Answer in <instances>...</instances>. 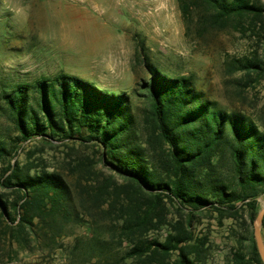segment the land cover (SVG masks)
Wrapping results in <instances>:
<instances>
[{
    "label": "rangeland",
    "instance_id": "374dc122",
    "mask_svg": "<svg viewBox=\"0 0 264 264\" xmlns=\"http://www.w3.org/2000/svg\"><path fill=\"white\" fill-rule=\"evenodd\" d=\"M250 1L264 7V0ZM190 4L191 14L183 18L179 0H0V194L6 199L15 196L2 184L8 163L28 165L31 175L57 171L69 184L79 212L75 220L63 223L53 249L42 240L40 244L33 240L17 242L6 233L0 241V264H98L115 260H120L118 264H141L133 258L122 260L128 242L119 243L120 202L110 209L113 196L106 195L101 206L104 212L91 204L96 178L111 179V185L118 187L123 183L121 176L102 165L100 148L93 144L56 137H50L49 142L40 136L21 140L4 98L15 96L18 87L26 92V103L33 108L35 83L61 73L75 75L108 93H125L145 136L146 102L138 93V83L150 78L142 63L147 56L161 74L189 77L199 99L209 107L242 118L264 135V12L262 21L248 17L241 26L228 23L219 28L206 23L203 6ZM225 127L227 130V124ZM230 141L231 136L227 143L218 145L219 158L204 181H234ZM263 204L264 192L257 197V214ZM166 207V222L151 230L148 239L164 241L176 220L185 223L188 219L186 210L177 211L171 204ZM241 215V221L222 218L210 209L192 215L188 231L194 239H207V256L197 263L230 264L231 253L239 248L240 241L251 233L255 240L253 225L243 212ZM260 236L264 247L261 226ZM92 238L104 240L106 247L104 255H93L94 263L82 255L89 250L86 246L75 253L71 249L76 240L88 242ZM176 257L172 251L167 264H173ZM157 261L148 264H159Z\"/></svg>",
    "mask_w": 264,
    "mask_h": 264
},
{
    "label": "trees",
    "instance_id": "16d2710c",
    "mask_svg": "<svg viewBox=\"0 0 264 264\" xmlns=\"http://www.w3.org/2000/svg\"><path fill=\"white\" fill-rule=\"evenodd\" d=\"M193 2L203 6L207 12L203 18L214 27L228 23L241 26L248 17L263 20V5L250 0ZM193 2L179 0L183 18L191 14ZM142 63L150 75L138 83V93L146 102L145 136L125 93H108L75 75L61 73L50 80L37 81L34 108L27 105L22 87L16 89L15 96L4 98L21 140L40 136L46 141L50 137L74 138L93 144L100 148L102 165L121 176L123 183L118 187L111 185V179L96 178L98 185L90 197L92 207L100 212H104L101 206L106 195L113 196L110 209L120 202L119 243L128 242L122 260L133 258L141 264L158 260L159 264H167L170 253L176 251L173 264H200L197 262L207 256V239H194L188 231L193 214L210 209L222 218L241 221L243 212L249 225H253L257 197L264 192V135L242 118L202 102L189 77L169 78L147 56ZM229 136L234 181H204L214 160L219 158L218 145L227 143ZM5 172L2 184L15 196L6 199L0 194V241L9 233V238L17 242L33 240L40 244L42 240L48 249L55 248V235L63 230V223L75 220L79 213L69 184L57 171L43 170L31 175L28 165L8 163ZM167 204L176 205L177 211L186 210L188 219L185 223L176 220L164 241L148 239L151 230L166 222ZM261 227L264 230V216ZM82 246L89 249L82 255H87L92 263L96 261L93 255H104L106 248L101 239L76 240L72 253ZM230 264H262L252 233L232 251Z\"/></svg>",
    "mask_w": 264,
    "mask_h": 264
},
{
    "label": "water",
    "instance_id": "95a60500",
    "mask_svg": "<svg viewBox=\"0 0 264 264\" xmlns=\"http://www.w3.org/2000/svg\"><path fill=\"white\" fill-rule=\"evenodd\" d=\"M263 216H264V204H263L262 208L259 210L256 218L253 221L256 246H257L260 258L262 260V263L264 264V247H263L261 236H260V226L262 224Z\"/></svg>",
    "mask_w": 264,
    "mask_h": 264
}]
</instances>
